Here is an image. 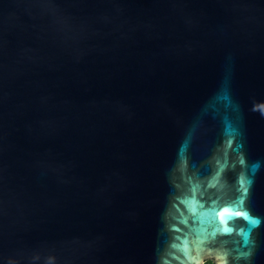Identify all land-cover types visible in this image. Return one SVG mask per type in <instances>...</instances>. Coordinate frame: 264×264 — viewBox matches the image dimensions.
Here are the masks:
<instances>
[{"label": "water", "instance_id": "95a60500", "mask_svg": "<svg viewBox=\"0 0 264 264\" xmlns=\"http://www.w3.org/2000/svg\"><path fill=\"white\" fill-rule=\"evenodd\" d=\"M264 264V0H0V264Z\"/></svg>", "mask_w": 264, "mask_h": 264}, {"label": "trees", "instance_id": "16d2710c", "mask_svg": "<svg viewBox=\"0 0 264 264\" xmlns=\"http://www.w3.org/2000/svg\"><path fill=\"white\" fill-rule=\"evenodd\" d=\"M206 264H212V262H211V261H209V262H206Z\"/></svg>", "mask_w": 264, "mask_h": 264}, {"label": "flooded vegetation", "instance_id": "af4514ba", "mask_svg": "<svg viewBox=\"0 0 264 264\" xmlns=\"http://www.w3.org/2000/svg\"><path fill=\"white\" fill-rule=\"evenodd\" d=\"M207 262H209V261H207ZM212 262V261H211ZM212 264H213V262H212Z\"/></svg>", "mask_w": 264, "mask_h": 264}, {"label": "rangeland", "instance_id": "374dc122", "mask_svg": "<svg viewBox=\"0 0 264 264\" xmlns=\"http://www.w3.org/2000/svg\"><path fill=\"white\" fill-rule=\"evenodd\" d=\"M206 264V263H205Z\"/></svg>", "mask_w": 264, "mask_h": 264}]
</instances>
